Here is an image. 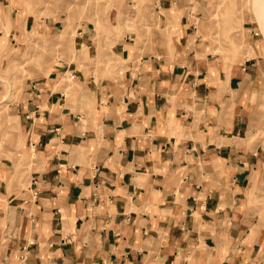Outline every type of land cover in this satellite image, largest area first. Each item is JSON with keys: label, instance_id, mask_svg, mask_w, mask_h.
Instances as JSON below:
<instances>
[{"label": "crops", "instance_id": "1", "mask_svg": "<svg viewBox=\"0 0 264 264\" xmlns=\"http://www.w3.org/2000/svg\"><path fill=\"white\" fill-rule=\"evenodd\" d=\"M9 2L0 65L24 49ZM186 7L152 0L119 39L78 31L84 56L26 81L0 151V264H264L262 70L212 55Z\"/></svg>", "mask_w": 264, "mask_h": 264}, {"label": "rangeland", "instance_id": "2", "mask_svg": "<svg viewBox=\"0 0 264 264\" xmlns=\"http://www.w3.org/2000/svg\"><path fill=\"white\" fill-rule=\"evenodd\" d=\"M9 4L21 8L26 31L24 49H16L14 54L10 52L0 65V151H5L8 138L18 131V119L13 112L7 118V111H13L12 105L17 104L27 80L30 83L39 78L36 75L48 74L60 60L69 64L76 61V54L78 58L84 56L85 48L76 53L73 47L78 31L95 33L96 40L108 33L116 39L125 33H134L145 23L152 0H10ZM1 12L0 7V23ZM178 14L193 17L198 33L210 46L212 55L221 57L228 64L237 57L239 60L254 58L253 62L261 68L262 111L248 138L251 144L264 141V38L253 0H187L186 9ZM44 18L49 19L51 26L46 28L47 33H44L47 26ZM106 59L109 63V57ZM66 79L71 82L69 72ZM263 203L264 200L258 206Z\"/></svg>", "mask_w": 264, "mask_h": 264}, {"label": "bare ground", "instance_id": "3", "mask_svg": "<svg viewBox=\"0 0 264 264\" xmlns=\"http://www.w3.org/2000/svg\"><path fill=\"white\" fill-rule=\"evenodd\" d=\"M224 3V2H223ZM215 4V3H214ZM218 6V5H216ZM253 7H254V12L256 14L257 19L262 23L261 28L263 30V38H264V0H253ZM220 8V7H219ZM216 12V11H215ZM214 12V13H215ZM217 15V14H216ZM126 21V20H125ZM54 45V44H53ZM51 45V46H53ZM12 110V109H11ZM226 111V110H224ZM11 112L14 113V111H10L8 110V116L7 118H9V116H11ZM13 115V114H12Z\"/></svg>", "mask_w": 264, "mask_h": 264}]
</instances>
